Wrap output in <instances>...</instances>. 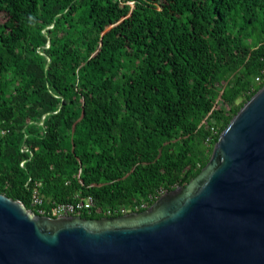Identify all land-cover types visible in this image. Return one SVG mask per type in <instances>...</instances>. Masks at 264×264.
Wrapping results in <instances>:
<instances>
[{"label": "trees", "instance_id": "1", "mask_svg": "<svg viewBox=\"0 0 264 264\" xmlns=\"http://www.w3.org/2000/svg\"><path fill=\"white\" fill-rule=\"evenodd\" d=\"M258 77L264 0H0V193L143 212L202 171Z\"/></svg>", "mask_w": 264, "mask_h": 264}, {"label": "water", "instance_id": "2", "mask_svg": "<svg viewBox=\"0 0 264 264\" xmlns=\"http://www.w3.org/2000/svg\"><path fill=\"white\" fill-rule=\"evenodd\" d=\"M0 264H264V86L202 171L143 212L52 218L0 193Z\"/></svg>", "mask_w": 264, "mask_h": 264}, {"label": "built area", "instance_id": "3", "mask_svg": "<svg viewBox=\"0 0 264 264\" xmlns=\"http://www.w3.org/2000/svg\"><path fill=\"white\" fill-rule=\"evenodd\" d=\"M258 83L264 82V78L258 77L257 79ZM212 132L214 134L217 133V131H214V128H212ZM210 142V139H209ZM24 165V164H23ZM166 192L159 191L158 193L151 195V200H159ZM42 205V199L39 198L37 190L34 191L33 194V206H41ZM95 206V201L92 197H87L82 200H78L76 203L73 204H63V203H55L53 205V208L51 210V216H47L46 212L42 209H39V215L57 218V217H63V216H81L84 212L90 213L92 208ZM147 202L143 200L141 202L140 208H146ZM121 215H125L128 213H132L129 208H122L120 211ZM108 216H112V210L107 211Z\"/></svg>", "mask_w": 264, "mask_h": 264}, {"label": "rangeland", "instance_id": "4", "mask_svg": "<svg viewBox=\"0 0 264 264\" xmlns=\"http://www.w3.org/2000/svg\"><path fill=\"white\" fill-rule=\"evenodd\" d=\"M53 27H50V29H52ZM257 81V80H256ZM39 125H42V123L40 122ZM24 163L21 164V166H24L23 165Z\"/></svg>", "mask_w": 264, "mask_h": 264}]
</instances>
